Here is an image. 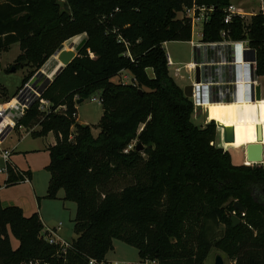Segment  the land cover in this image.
Instances as JSON below:
<instances>
[{
  "label": "trees",
  "instance_id": "obj_1",
  "mask_svg": "<svg viewBox=\"0 0 264 264\" xmlns=\"http://www.w3.org/2000/svg\"><path fill=\"white\" fill-rule=\"evenodd\" d=\"M194 5L214 9L203 40L219 41L223 30L232 40L248 39L264 77V16L225 24L231 0H65L62 8L57 0H0V55L15 44L24 50L16 71L36 73L64 42L87 35L45 91L49 108L34 105L16 126L27 133L40 127L36 138L56 136L45 198L58 200L63 190L64 200L77 206L76 238L64 264H109L115 240L138 251L136 264H205L213 248L234 264H264V168L233 165L230 153L214 145L215 120L193 123V103L167 65L166 43L191 41L183 13ZM123 72L131 83L113 81ZM97 92L104 111L99 124H79L77 102ZM8 173L7 187L24 183V175L32 179L11 162ZM233 216L240 220L235 228ZM43 229L38 212L27 217L0 202V264H61Z\"/></svg>",
  "mask_w": 264,
  "mask_h": 264
},
{
  "label": "built area",
  "instance_id": "obj_2",
  "mask_svg": "<svg viewBox=\"0 0 264 264\" xmlns=\"http://www.w3.org/2000/svg\"><path fill=\"white\" fill-rule=\"evenodd\" d=\"M259 2L257 13H248L243 9L236 8L231 4L226 10L225 24H230L234 17H239L248 23L255 15L264 16V0ZM214 12L212 7L194 5L186 8L184 17L188 18L192 26V38L190 41L194 49V60L184 66L185 72L191 79L192 97L190 100L194 106V112L198 110L206 112V104L214 103H255V87L257 86V50L250 46L248 39L232 40L228 36L230 30L220 33L221 40L216 42H205L204 26L210 21ZM250 19V20H249ZM249 20V21H248ZM248 25V24H247ZM199 28V35L195 32ZM194 33L201 41L193 40ZM94 57V55H91ZM167 65L169 70L175 66L172 58L168 56ZM200 69V82L196 81V71ZM175 76L184 79L181 68H174ZM57 72L49 73L44 69L37 71L34 76L19 88L15 96L8 100L0 101V175H5V184L9 177L8 165L11 162L12 151L1 150V147L15 131L17 123L36 104L41 111L49 108V102L44 100L43 95L54 81ZM96 100V98H94ZM207 124V122H204ZM25 182H29L24 175ZM24 182V183H25ZM62 224L56 227H44L41 237L49 245L57 248L56 257L63 260L71 242L61 237ZM23 264H52L45 260H34ZM90 264H95L91 261ZM144 264H158L155 261H146Z\"/></svg>",
  "mask_w": 264,
  "mask_h": 264
},
{
  "label": "rangeland",
  "instance_id": "obj_3",
  "mask_svg": "<svg viewBox=\"0 0 264 264\" xmlns=\"http://www.w3.org/2000/svg\"><path fill=\"white\" fill-rule=\"evenodd\" d=\"M57 3L62 8V5L65 4V0H57ZM231 4L240 6L248 13H257L259 10V2L257 0H231ZM182 17L183 14L179 13L178 18L181 19ZM198 30L199 28H195V32L199 35L200 31ZM86 38V34L73 37L64 42L62 47L69 49V45L74 40L77 39V41H82L83 43ZM193 40L199 42L201 41V38L194 33ZM165 49L167 55L170 56L175 63V66L169 71L177 84L184 89L191 84V79H189V75L185 72L184 66L194 60V49L190 42H169L166 43ZM22 53H24V50L21 49L20 44H15L10 47L8 52L0 55V101L8 100L15 96L19 88L22 86V81L27 72L28 75L34 72L32 68L27 70L19 69L15 72L8 71L17 64L16 59ZM91 58L94 57L91 56ZM174 68L182 69L181 74L184 76L183 80L175 76ZM125 76H128V78L125 79ZM113 81L129 84L131 83V75L129 73L120 74V76L114 78ZM2 91L4 94L8 95V98H3ZM94 98H96V100H94ZM100 98L101 92H97L88 100L81 104H77L78 120L83 123V125L96 126L99 124L104 112L100 103ZM211 112L212 109L207 111L208 119H210ZM201 116V110H198L196 114L194 112L192 121L195 125L202 127L210 123L207 122V124H205ZM40 129V127H35L27 133L25 129L16 127L15 131L9 135L1 147V150L3 151H12L11 165L14 163L21 171H32L33 178L31 182L35 187L37 195H34L29 183L30 181L20 183L17 186H10L5 193L10 196L9 199L13 204L12 206H18L20 208H22L21 206H24L23 210L25 216L30 217L38 212L40 217L43 218L44 225H58L59 223H62L61 237L65 241L72 242L76 238L74 232V219L77 210L76 204L64 200L65 192L63 190L59 192L58 200L41 199V197L45 196L47 193L50 180V173L46 170V167L50 163L48 148L53 144L54 136L50 135L49 138L34 137V134L39 132ZM93 133L97 135L99 130H94ZM17 145H19L18 149L14 150ZM235 162H237V159L233 157L232 163L237 166ZM0 166H3L2 160H0ZM238 166H240V163ZM5 179V175H0V186L2 188H5ZM36 196L40 197L39 202L43 203L42 210L41 207H39V203L35 202L37 200ZM24 201H26V205ZM223 232L224 226H221L218 235L221 236ZM12 243L14 249L19 245V242L15 238H12ZM217 255H220L223 258L225 264H234L227 258L226 253L217 248L211 250L205 264H215ZM106 260L109 264H115V262H119L120 264H136L140 261L138 251L135 248L118 240L114 241V250L107 255Z\"/></svg>",
  "mask_w": 264,
  "mask_h": 264
},
{
  "label": "crops",
  "instance_id": "obj_4",
  "mask_svg": "<svg viewBox=\"0 0 264 264\" xmlns=\"http://www.w3.org/2000/svg\"><path fill=\"white\" fill-rule=\"evenodd\" d=\"M234 6L238 9H242L240 6H236V5ZM42 69H44L45 71L49 73H53L58 70H61V65L52 56V58L48 60V62L44 65ZM125 73H128V72H123L122 74H125ZM148 74L151 77L153 76V73L151 70H148ZM26 76H28V72L25 75V77ZM126 78H128V76H125V79ZM257 85H259L261 89V100L260 101H256L255 103H227V104L214 103L211 105L210 108L206 110V112L202 111L201 118L204 122L205 121L211 122L212 120L216 121L217 137H216V141L214 145L218 148L227 150L230 153L232 160H233V157H235L237 159V162H235L237 166L239 163H240V166L248 165L246 149L249 144L261 143L264 145V77H258ZM2 95L4 99L8 98V95L4 93ZM210 109H212V112L210 114V119H208L207 111ZM77 121L79 124L83 125V123L79 122V120ZM50 135L54 136V142L53 144H51V146H53L56 143V138L54 134H49L46 138H49ZM18 147L19 145H17V147L15 146L14 150L18 149ZM15 168L17 167L15 166ZM32 178H33V173H32ZM31 181L29 183L32 187V191L34 195H37L35 191V187L33 186ZM8 188L9 187L7 186L5 188H2V187L0 188V202L3 207H9L13 205L12 202H10L11 201L9 199L10 196L5 193ZM46 194L45 196H42L41 199L42 198L44 199L46 197ZM37 200L35 202L39 203V207H41V210H42L43 203L39 202L40 197H37ZM24 203L26 205V201H24ZM21 207L22 209H24L23 208L24 206H21ZM41 219L43 223V218ZM59 224H62V223H59ZM58 225L57 224L55 225L45 224L44 227H56ZM12 246H13V243H12ZM115 264H120V263L115 262Z\"/></svg>",
  "mask_w": 264,
  "mask_h": 264
},
{
  "label": "water",
  "instance_id": "obj_5",
  "mask_svg": "<svg viewBox=\"0 0 264 264\" xmlns=\"http://www.w3.org/2000/svg\"><path fill=\"white\" fill-rule=\"evenodd\" d=\"M66 10H68V7H65ZM79 51L75 50H68L63 48L61 51L57 52L53 57L61 64L62 70L66 68L68 65L72 63V61L78 56ZM15 67H12L11 72H15ZM196 81L200 82V69H197L196 71ZM184 95L190 99L192 97V86L188 85L184 89ZM255 100L260 101L261 100V89L260 86L257 85L255 87ZM83 100H79L77 104H81ZM142 148L139 147L138 150H141ZM246 156H247V163L248 165L256 166V165H262L264 168V145L261 143H252L247 146L246 149ZM235 209L241 213L244 214L243 207L239 204H235ZM233 227L235 228L239 223L240 220L236 217H232ZM215 264H225L223 258L220 255L216 256Z\"/></svg>",
  "mask_w": 264,
  "mask_h": 264
},
{
  "label": "bare ground",
  "instance_id": "obj_6",
  "mask_svg": "<svg viewBox=\"0 0 264 264\" xmlns=\"http://www.w3.org/2000/svg\"><path fill=\"white\" fill-rule=\"evenodd\" d=\"M82 45V41L80 42V41H77V39L76 40H74L70 45H69V49L68 50H75V51H77L79 48H80V46ZM67 49V48H66ZM61 65V64H60ZM61 68H62V66H61ZM60 70H58V71H56V72H59ZM211 105L212 104H206V109H208V108H210L211 107Z\"/></svg>",
  "mask_w": 264,
  "mask_h": 264
}]
</instances>
